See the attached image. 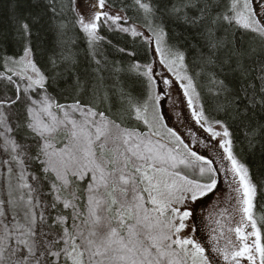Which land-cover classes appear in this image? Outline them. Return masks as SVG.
<instances>
[{"label":"snow or ice","instance_id":"snow-or-ice-1","mask_svg":"<svg viewBox=\"0 0 264 264\" xmlns=\"http://www.w3.org/2000/svg\"><path fill=\"white\" fill-rule=\"evenodd\" d=\"M173 84L215 159L165 123ZM233 126L264 150V0H6L0 264H264V179Z\"/></svg>","mask_w":264,"mask_h":264},{"label":"rangeland","instance_id":"rangeland-1","mask_svg":"<svg viewBox=\"0 0 264 264\" xmlns=\"http://www.w3.org/2000/svg\"><path fill=\"white\" fill-rule=\"evenodd\" d=\"M157 72L164 71L160 66L157 65L156 67ZM166 86L163 84L162 80H159L158 78V90H163ZM168 91L171 93V98L175 101L176 107L173 109L168 99L163 100V111L165 112L169 122L177 128L179 132L184 134V137L189 139L191 141V144L197 148L200 152H203L205 155H209L210 158L215 159L214 156H212L213 152H220L222 153V150L218 147L217 141H211L208 134L204 132V130L196 124L195 120L191 116V110L188 109L187 103L185 98L183 97L182 91L178 88L176 84H173ZM181 112L182 113V120L177 119L175 113ZM190 130V131H189ZM192 133H195L196 135V142H193V136ZM203 139L207 144H209L208 148L202 147L200 144V140ZM227 164V161L224 162ZM219 167V165H217ZM232 179L231 175L229 174L228 180L230 181ZM220 189L222 191H226V185L224 183V177L223 174H221L220 177ZM215 199L214 196L209 197L205 200H203L200 205L197 208V217H198V225L200 226L201 230L197 233V237L201 239L202 242L207 243L209 239V231L210 228L214 225H210L208 220L206 219L209 216L210 212L215 211L210 206ZM226 207L225 204L221 203L219 205V208ZM218 210V209H217ZM203 219L204 223L200 224V220ZM239 220L238 215H234L233 218V226H235V223Z\"/></svg>","mask_w":264,"mask_h":264},{"label":"trees","instance_id":"trees-1","mask_svg":"<svg viewBox=\"0 0 264 264\" xmlns=\"http://www.w3.org/2000/svg\"><path fill=\"white\" fill-rule=\"evenodd\" d=\"M59 2L66 5L68 4L69 0H59ZM122 2L131 4L132 0H117V6H119L120 3ZM5 7H6V0H0V16H3L5 14ZM36 10L43 11V8L42 6H40ZM126 14L129 17H132L133 19H135L134 10L129 9ZM68 15L70 16L71 14L68 13ZM45 19H47V17H45ZM103 34L107 35L110 39H112L114 44L117 41H119L120 46L126 45L129 49H133V48L139 49V41H136V43H133V40L135 38L131 37L130 35L113 34V33L107 32L106 30ZM237 36H238V39H241L245 42H247L249 39L245 35L237 34ZM80 46L83 47V44H81ZM111 58L119 59L120 57L118 55L113 54ZM140 59L141 60L144 59L142 50H141ZM205 101L206 102L208 101L207 97H205ZM232 131L234 132L235 140H236V143H235L236 154L243 162H245L249 166L251 170V174L255 180L264 179V150H262L259 146H257L255 149L249 148L247 143L244 141L242 132L239 128H236L235 126H233ZM256 211H257V214L259 215L260 209L257 208Z\"/></svg>","mask_w":264,"mask_h":264},{"label":"flooded vegetation","instance_id":"flooded-vegetation-1","mask_svg":"<svg viewBox=\"0 0 264 264\" xmlns=\"http://www.w3.org/2000/svg\"><path fill=\"white\" fill-rule=\"evenodd\" d=\"M165 121H166V119H165ZM166 123H167V125H168L169 127H172L174 130H176V131L178 132V134L180 133L179 135H181V138L184 139L185 143H187V144L189 145V147L192 148V150L197 151L198 153L203 154V152H200L197 148H195V147L191 144V141H190L189 139L185 138V137H184V134H182L181 132H179V131L177 130V128L173 127L168 121H167ZM199 202H200V201H199ZM199 202H198V204H199ZM198 204H197V206H198ZM197 206H196V207H197Z\"/></svg>","mask_w":264,"mask_h":264}]
</instances>
